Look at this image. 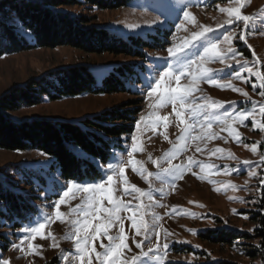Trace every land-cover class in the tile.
Listing matches in <instances>:
<instances>
[{"label":"rangeland","instance_id":"374dc122","mask_svg":"<svg viewBox=\"0 0 264 264\" xmlns=\"http://www.w3.org/2000/svg\"><path fill=\"white\" fill-rule=\"evenodd\" d=\"M242 3V14L252 17L247 27L242 20L227 24L234 17L220 11V8L240 6L238 0H201L200 3L196 0H135L127 7L108 11L88 10L86 6L59 8L73 14H87L93 18V23L110 26L117 32L134 36L153 34L154 37L148 39L154 46L148 47L146 57L141 61L140 88L132 94L46 98L35 106L11 112L10 116L14 120L43 118L78 122L125 105L132 98L142 96L143 101L133 133L124 137L121 148L106 163L97 165L101 173L97 178L64 181L49 169L51 159L48 156L33 150L0 149V168L17 163L40 172L45 180L43 184L34 178L36 183L32 187L23 183L15 187L29 196L28 201L35 205L36 213L21 222L18 228L12 223L0 227V244H7L6 251L0 248V261L8 260L10 264H88L91 260V264H99L95 252L103 251L101 242L107 245L108 238L100 236L90 241V254H85L81 260L74 239L77 225L73 223L78 219L82 223L77 207L80 211L85 210L93 186H98L94 194L100 207H111L109 193L113 200L128 206L118 212L120 221L109 225V236H118L121 226L124 228L127 245L120 250L113 264H133V257H137L135 264H213L217 261L264 264V246L259 243L263 238L255 231L259 228L255 214L264 212V191L261 190L264 130L259 127L262 121L259 107L264 105V97L259 94L258 78L247 72V67H252L254 71L264 73V0H242ZM185 10L191 17H184ZM130 25L138 27L130 28ZM177 25L182 26L177 28ZM217 25L223 27L216 31L212 42L227 49L229 45L224 36L231 35L235 55L230 53L223 63L215 60L204 66L212 70L209 75L217 84L231 83L246 92L251 100L232 88L210 85L207 79L194 80L186 73L179 80L175 76L161 80L160 73L169 62L174 72L185 61L199 63L206 45L202 40H196L173 57H169V48H178L192 39L193 33L203 31L204 27L215 29ZM242 34L246 43L239 39ZM130 60L140 62L126 56L85 54L69 46L35 48L5 55L0 58V94L48 70L79 63L90 66L99 84L113 65ZM228 64L232 67H226ZM192 67L195 69L196 65ZM237 72L241 73L240 77H236ZM157 80H161L160 88L149 95ZM253 84L257 85L255 90ZM177 86L193 91L186 100L177 101L175 105L171 101L161 103V89ZM210 101L221 102L222 107L211 111L197 109V105ZM245 110L254 113L255 123L251 117L243 123L232 120L234 114ZM176 111L181 112V117L175 115ZM157 117L159 121L153 123ZM185 125L191 127L182 135ZM213 133L215 135L210 136ZM253 144L256 145L255 152L251 150ZM173 165L185 166L178 177L164 171ZM0 174L5 176L6 173ZM70 184L72 190L63 197ZM80 185L89 186V192L85 193L83 188L77 190ZM133 185L141 192H136ZM62 199L64 202L57 205ZM57 211L61 213L60 218L56 216ZM99 215L100 220L95 218L96 214L87 217L91 226L103 221L106 214ZM133 220L137 221L135 227ZM39 223H44L45 228L39 234L32 232ZM137 227L140 228L139 235ZM208 230H218L222 239L237 232L242 236H231L230 242L210 241L202 236ZM137 242L140 247L136 246ZM14 244L16 248H13ZM93 248L95 252L91 251Z\"/></svg>","mask_w":264,"mask_h":264},{"label":"trees","instance_id":"16d2710c","mask_svg":"<svg viewBox=\"0 0 264 264\" xmlns=\"http://www.w3.org/2000/svg\"><path fill=\"white\" fill-rule=\"evenodd\" d=\"M135 0H0V58L35 48L69 46L85 54H109L139 59L113 65L99 84L90 66L79 63L48 70L32 77L23 85H13L0 94V149L7 151H37L48 156L49 169L64 181H83L101 175L98 164L106 163L121 148L124 137L133 133L143 101L141 93L95 117L78 122L43 118L14 120L11 112L35 106L46 98H75L85 94H115L137 92L142 83L140 72L146 50L154 44L149 36L121 33L110 26L93 23L87 14H73L60 7L79 6L88 10L108 11L127 7ZM0 227L12 223L18 228L36 213L29 196L15 187H32L37 178L45 183L40 172L17 163L0 168ZM17 178V179H16ZM16 179V180H15ZM255 228L264 246V212L255 214ZM210 241L230 242L218 236V230L203 233ZM2 251L7 244H0ZM253 252H251L252 254ZM213 264H236L217 261Z\"/></svg>","mask_w":264,"mask_h":264},{"label":"snow or ice","instance_id":"6c2138e0","mask_svg":"<svg viewBox=\"0 0 264 264\" xmlns=\"http://www.w3.org/2000/svg\"><path fill=\"white\" fill-rule=\"evenodd\" d=\"M197 3H200L201 0H196ZM238 4H240V6L238 7H232L229 9H225V8H220V11L222 12H229L234 19H229L226 23L227 24H233L236 21H243L245 23V26L247 27V25L249 24V22L251 21L252 17L248 16V15H243L241 8L243 6L242 0H238ZM184 17L185 18H189L191 17V13L188 11H184ZM153 23H155V21H153ZM182 25H177V28H180ZM130 28H136L138 27L137 25H130ZM223 25H217V27L211 28V27H204L203 31L200 32H196L193 33L192 35V39L190 40H186L184 42V44L180 45L178 48H169L168 49V53H169V57H173L177 54V52L182 51L185 48H188L194 41L196 40H202L203 43L206 45L203 49V53L201 54L200 58H199V63H197V61L193 60V61H185V63H183L179 69L176 70V72H174L172 70L173 66L171 64V62L168 63V67L162 72L160 73L161 76V80L164 78H171L172 76H175L176 80L180 79L181 75H184L185 73L189 76H191L194 80L195 79H207L210 85H216L218 87L224 88H232L234 91H238L240 92L242 95H244L248 100H251V97L248 96V94L246 92H244L242 89H237L235 88L234 85H232L231 83L228 84H217V81L212 79L211 76L209 75L210 72H212L211 69L205 67V63L206 62H211V61H215V60H220L222 63L224 62V60L228 57V54H233V56L235 55V50L233 49V47L231 46V35H226L224 36V41L228 42V47L227 49L221 48L218 46V43L216 42H212V40L215 38L214 34L216 33V31L220 28H222ZM239 39L241 41H244L246 43V38L245 35H240ZM249 47H251V45H249ZM253 55H255L254 51H253ZM153 59H157L155 57H153ZM195 64L196 67L195 69L192 67V65ZM236 64L239 65L240 61L237 60ZM245 64H247V61H245ZM226 67H232L231 64L226 65ZM177 72L179 74H177ZM247 72L250 76H255L258 78L259 80V87L261 89L260 91V96L264 97V73H261L259 70L254 71L252 67H247ZM213 75H215V73H213ZM236 77H240L241 73L237 72ZM161 80H157L155 83V86L152 87L151 91L149 92V95H152L153 92H155L158 88H160L161 85ZM245 82H247V78H245ZM257 87V85L253 84V90H255V88ZM193 91V89L191 88H186V89H181L179 86L177 87H169V88H163L160 91V96L159 99L161 101V103H164L166 101H171L173 103V105H175V103L177 101H184L188 98V96L190 95V93ZM255 104V102H253ZM181 107L183 108V104H181ZM197 109H207L208 111H211L212 109H216V108H220L222 107L221 102L218 101H210L207 104H201V105H197L196 106ZM195 111V109H194ZM175 115L179 118L181 117V112L180 111H176ZM259 115L262 118L261 123L259 124V127L261 130H264V105H261L259 107ZM252 118L253 122L255 123V115L253 112L250 111H240L236 114H234L231 118L234 121L243 123L245 120H247L248 118ZM159 117L156 118L155 121H152L153 123H157L159 121ZM227 119V117H225V120ZM181 123H183V120H181ZM191 126L190 125H185L184 129L182 130V135L183 133H187L189 131V128ZM211 135H215L210 134ZM167 139V137H165ZM183 147V146H181ZM251 150L253 152L256 151V145L253 144ZM219 151V150H217ZM261 162H264V156H261ZM190 163H197L196 161H190ZM245 163H250L245 161ZM184 165H173L171 168L169 169H164L165 172H169L170 174H172L175 177H178L182 171V169L184 168ZM134 170H138V169H134ZM120 173L123 174L124 173V168L121 167L120 168ZM253 175H255V173H253ZM108 180L111 181L112 177L109 176ZM95 187L98 186H93V194L88 198V202L86 205V209L83 211H80L79 206L77 207V211H79L80 216L83 218V221L81 223V220L78 219L76 221H74L73 223L75 225H77L76 227V235L74 237L75 239V245L77 250L80 253V259L83 260L84 255L85 254H90L88 253V248H89V243L90 241H95L96 239H98L100 236H106L109 240V243L107 245H104L103 242H101V248L103 249L102 252H95V249L93 248L91 251L95 252L96 258L99 260V264H113V262L116 260L117 256L119 255V252L122 248H127V245L124 243V228L121 226L120 228V232L118 236H109L108 235V229H109V225L115 223L116 221H120V217L118 215V212L124 208V207H128L126 205H122L120 203V201L118 200H113L112 198V194L109 193L108 194V200L109 203L111 204V207L109 208H104V207H100L99 206V201L97 199H95V194H94V189ZM233 187H235L233 185ZM79 188H83V191L85 193H88L90 188L89 186H84V185H80L77 190H79ZM133 188L136 192H141V190L139 188H136L133 185ZM72 190V185H69V190L65 191L63 193V197H67L69 195V191ZM261 190L264 191V180L261 181ZM143 194V193H142ZM151 198V197H150ZM64 202L63 199L61 201L57 202V205H59V203ZM234 212L236 210H233ZM101 213L106 214L104 216L103 221L95 224L94 226H91V222L88 220V216H91L93 214H96L95 218L97 220H100V215ZM56 216L57 218H60L61 213L59 211L56 212ZM133 226L135 227L137 224L136 220H133ZM122 223V221H121ZM91 227V231L89 230ZM45 228V224L44 223H39L37 227L32 229V232L34 233H41V230H43ZM81 231L83 232V235H81ZM140 234V228L137 227V235ZM165 236L168 235L167 231H165L164 233ZM145 239H147V235H145ZM117 241H119L117 243ZM81 242H83V247H81ZM137 247H140V243L137 242ZM17 245H13V248H16ZM30 248H32L33 246L30 244L29 245ZM165 248L168 247L167 244L164 245ZM145 255H147V253H144ZM137 259V257H133V264H135V260ZM0 264H10V261L8 260H2L0 261ZM88 264H91V260H89Z\"/></svg>","mask_w":264,"mask_h":264}]
</instances>
